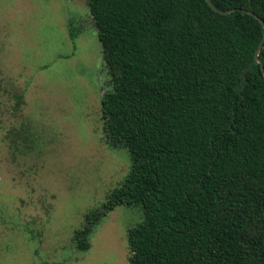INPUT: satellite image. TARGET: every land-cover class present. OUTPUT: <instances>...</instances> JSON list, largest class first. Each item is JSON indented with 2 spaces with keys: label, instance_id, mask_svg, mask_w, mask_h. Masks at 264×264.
Returning a JSON list of instances; mask_svg holds the SVG:
<instances>
[{
  "label": "trees",
  "instance_id": "obj_1",
  "mask_svg": "<svg viewBox=\"0 0 264 264\" xmlns=\"http://www.w3.org/2000/svg\"><path fill=\"white\" fill-rule=\"evenodd\" d=\"M85 0L108 89L104 143L128 168L71 242L137 207L127 264H264V0ZM68 37L75 29L67 23ZM55 264V263H52Z\"/></svg>",
  "mask_w": 264,
  "mask_h": 264
},
{
  "label": "rangeland",
  "instance_id": "obj_2",
  "mask_svg": "<svg viewBox=\"0 0 264 264\" xmlns=\"http://www.w3.org/2000/svg\"><path fill=\"white\" fill-rule=\"evenodd\" d=\"M107 89L85 0H0V264H127L137 207L106 212L85 249L71 242L128 168L103 140Z\"/></svg>",
  "mask_w": 264,
  "mask_h": 264
},
{
  "label": "water",
  "instance_id": "obj_3",
  "mask_svg": "<svg viewBox=\"0 0 264 264\" xmlns=\"http://www.w3.org/2000/svg\"><path fill=\"white\" fill-rule=\"evenodd\" d=\"M205 3L210 7V9H212L213 11L219 13V14H225V13H228L229 11H231L232 9H227V10H218L216 9L211 3L209 0H204ZM245 13L249 14V15H252L255 19H257L259 21V23L261 24V27L264 29V25L262 23V21L254 14H252L251 12L249 11H245ZM264 39V32L262 33L261 37L259 38L255 48H254V51L252 53V61L253 63H256L258 64V68L261 70V64H260V61L258 60L257 58V54H258V51H259V48H260V45H261V42L263 41ZM261 75L264 77V72L261 71Z\"/></svg>",
  "mask_w": 264,
  "mask_h": 264
}]
</instances>
